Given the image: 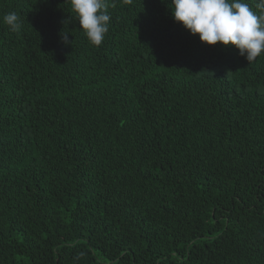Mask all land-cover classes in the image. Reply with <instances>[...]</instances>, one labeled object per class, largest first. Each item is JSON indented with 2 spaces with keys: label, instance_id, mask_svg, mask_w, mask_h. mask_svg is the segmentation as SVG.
Segmentation results:
<instances>
[{
  "label": "trees",
  "instance_id": "trees-1",
  "mask_svg": "<svg viewBox=\"0 0 264 264\" xmlns=\"http://www.w3.org/2000/svg\"><path fill=\"white\" fill-rule=\"evenodd\" d=\"M108 3L0 0V264H264V54Z\"/></svg>",
  "mask_w": 264,
  "mask_h": 264
},
{
  "label": "clouds",
  "instance_id": "clouds-1",
  "mask_svg": "<svg viewBox=\"0 0 264 264\" xmlns=\"http://www.w3.org/2000/svg\"><path fill=\"white\" fill-rule=\"evenodd\" d=\"M253 3L254 7L247 0H171L170 8L174 21L203 44L234 47L251 63L264 54V0ZM70 5L89 43L101 46L111 22L108 0H70ZM3 22L17 34L24 25L15 11L7 13ZM60 35L65 45H72L70 34Z\"/></svg>",
  "mask_w": 264,
  "mask_h": 264
}]
</instances>
